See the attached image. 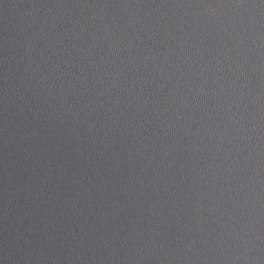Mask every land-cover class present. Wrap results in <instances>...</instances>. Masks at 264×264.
Returning <instances> with one entry per match:
<instances>
[{
    "label": "water",
    "instance_id": "obj_1",
    "mask_svg": "<svg viewBox=\"0 0 264 264\" xmlns=\"http://www.w3.org/2000/svg\"><path fill=\"white\" fill-rule=\"evenodd\" d=\"M0 264H264V0H0Z\"/></svg>",
    "mask_w": 264,
    "mask_h": 264
}]
</instances>
